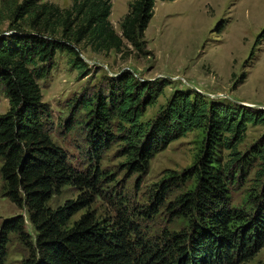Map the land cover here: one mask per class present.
Masks as SVG:
<instances>
[{
	"label": "trees",
	"instance_id": "16d2710c",
	"mask_svg": "<svg viewBox=\"0 0 264 264\" xmlns=\"http://www.w3.org/2000/svg\"><path fill=\"white\" fill-rule=\"evenodd\" d=\"M69 8L23 0L16 20L28 21L30 31L18 25L0 32V87L9 99V110L0 115L1 176L6 195L25 205L35 228L32 254L23 264H241L264 245V181L250 194L253 211L230 203L231 186L256 161L264 177V139L242 153L250 123H263L264 110L210 99L198 91H175L155 118L142 120L155 105L167 81L141 80L129 70L107 76L106 85L90 96L77 98L74 112L85 107L89 141L97 157L113 142H123L130 172L148 170L161 150L189 131L205 133L202 153L191 170L170 172L158 185L147 217L164 205L174 188L193 180L191 188L171 203L170 213L186 217L188 227L179 233L164 232L160 242L147 239L127 212L112 222L99 221L87 212L70 225L88 197L68 200L53 209L54 194L68 184L95 186L101 176L79 174L67 152L52 138L46 119L40 79L53 68L58 51L72 55V63L89 74L80 45L95 52L122 51L128 43L137 51L146 47V30L157 0H132L119 34L110 20L112 0H72ZM166 1V0H164ZM59 34V35H58ZM264 40V29L255 44ZM117 123V132L113 131ZM229 151L224 162L222 152ZM12 233L29 241L23 215L6 219L0 231V264H5Z\"/></svg>",
	"mask_w": 264,
	"mask_h": 264
},
{
	"label": "rangeland",
	"instance_id": "374dc122",
	"mask_svg": "<svg viewBox=\"0 0 264 264\" xmlns=\"http://www.w3.org/2000/svg\"><path fill=\"white\" fill-rule=\"evenodd\" d=\"M22 1L0 0V32L8 33L18 25L25 31L31 30L27 20H16L15 12ZM44 2L61 8H69L73 3L72 0ZM131 2L112 0L110 20L119 34ZM263 29L264 0H157L143 51L127 43L122 51L95 52L81 44L82 57L90 61H86L88 75L74 66L72 55L58 51L51 72L39 80L43 99L50 108L46 125L53 140L67 152L70 165L79 174H95L98 170L100 174H95L94 181L99 176L101 180L92 187L68 184L53 195L48 205L55 209L68 200L86 196L84 208L72 217L70 225L87 212L99 221L110 222L127 212L143 235L154 242H160L166 230L176 233L186 230V217H175L169 209L179 194L191 188L192 179L174 188L156 213L145 217L143 211L152 205L155 190L170 172L181 175L193 168L202 153L205 133L200 129L189 131L157 153L148 170L134 173L125 166L123 142H113L100 157L95 155L86 127L88 111L80 107L74 112L73 102L105 86L107 76L129 70L141 80L169 83L155 105L146 109L144 122L155 118L173 93L182 90L221 95L216 100L245 102L255 105L251 108L264 110L260 108L264 107V40L255 44ZM9 108V99L0 87V115ZM117 129V123H113V131ZM262 139L264 122L250 123L238 149L245 153ZM222 155L224 162L227 161L229 151L223 150ZM1 165L0 160V170ZM260 170L261 161L256 160L231 186L232 206L253 211L250 194L261 189L264 177L258 176ZM17 215H23L30 238L24 241L18 234H11L5 264H23L30 257L36 232L27 207L17 205L6 195L0 171V231L6 219ZM241 264H264V245Z\"/></svg>",
	"mask_w": 264,
	"mask_h": 264
},
{
	"label": "water",
	"instance_id": "95a60500",
	"mask_svg": "<svg viewBox=\"0 0 264 264\" xmlns=\"http://www.w3.org/2000/svg\"><path fill=\"white\" fill-rule=\"evenodd\" d=\"M83 59H84L85 61H87V62H90V61H88L87 59H85L84 57H83ZM198 91L201 92L202 94L206 95V96H209V97L213 98V99H217V98H219V97L221 96V95L208 94V93L202 92V91H200V90H198ZM240 104L245 105V106H249V107H255L254 104H249V103H245V102H242V103H240ZM260 108H264V107L262 106V107H260ZM10 218H11V217H10ZM8 219H9V218H8Z\"/></svg>",
	"mask_w": 264,
	"mask_h": 264
}]
</instances>
